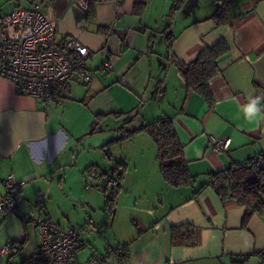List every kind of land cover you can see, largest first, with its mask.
<instances>
[{"label": "crops", "instance_id": "crops-1", "mask_svg": "<svg viewBox=\"0 0 264 264\" xmlns=\"http://www.w3.org/2000/svg\"><path fill=\"white\" fill-rule=\"evenodd\" d=\"M35 2H40L44 12L56 18V40L75 37L94 54L87 61L88 78L73 77L63 103L52 105L53 111L48 113L44 112L39 99L17 94L10 79L0 78V197L4 194L2 181L8 173L25 181L14 195L12 208L0 211V219L5 217L0 227V245L8 239L18 245L24 241L20 247L22 254L12 257L11 263L23 264L24 257L38 249V230L32 222L25 224L19 218L20 213L48 214L64 228L72 224L82 230L71 222L75 221L73 214L64 210L65 206L73 209L71 204L59 202L58 197L71 200L70 191L65 190L71 183H65L62 171L73 165L76 150L85 145L80 139L86 133L68 130L58 122L57 113L73 105L82 106L84 110V105L94 98L92 94L108 92L115 85L142 90L133 72L143 63L147 65L148 80L152 78L157 86L154 92L158 99V91H161L158 83L162 77L168 79L175 68L169 63L166 42V35L172 33L173 54L185 63L205 45H212L221 37L230 44V51L218 63L220 73L209 82L212 105L208 106L197 92L186 91L177 71L183 97L178 107L165 114L174 121L188 170L196 181L192 186L178 188L162 183L165 190L161 183H153L149 189L136 194L147 198L146 201L141 199L140 205L117 195L109 212L111 219H106L112 236L106 232L104 239L91 237V242L82 238L86 245L77 253V259L86 264L92 251L103 253L106 247L114 249L128 243V264H164L166 261L172 264H264V255H261L264 254V218L255 213L243 225L245 208L233 199L221 200L210 186L196 197L192 196L210 173L264 155V122L248 121L242 111L243 106L250 103V97H261V105H264V0H234L229 24L219 25L213 14L222 0H121L118 9L111 2L92 1L91 11L90 4L84 11L71 0H31L32 4ZM174 6L177 8L170 16ZM127 37L131 39L130 44H125ZM105 52L113 64V71L107 76L99 70ZM80 85L86 86L84 93L91 91L89 98L81 92ZM95 124L92 121L91 125ZM210 136L229 137L228 149L213 151ZM100 140L103 141V137ZM98 159H93L91 165L99 167ZM107 173L102 171L96 177L98 180L113 177ZM45 183L54 188L56 198H43ZM121 188L120 185L118 191ZM124 189L128 192L130 188L124 184ZM136 190L139 192L138 186ZM33 197L37 202L34 209L29 204ZM76 197L81 199L80 206L85 213L95 210L90 193ZM124 213L131 219L134 232L121 237L116 229ZM78 215L80 224L85 217ZM172 225L194 227L195 244L171 246ZM0 264H7L2 256ZM33 264L44 263L35 261ZM103 264L115 262L110 259Z\"/></svg>", "mask_w": 264, "mask_h": 264}, {"label": "rangeland", "instance_id": "rangeland-1", "mask_svg": "<svg viewBox=\"0 0 264 264\" xmlns=\"http://www.w3.org/2000/svg\"><path fill=\"white\" fill-rule=\"evenodd\" d=\"M31 4V0H0V15L7 13L14 6L25 8L30 7ZM43 10H45L44 6ZM156 36L160 37V34L157 33ZM146 67L147 65L143 63L138 70L132 71L135 74L136 83L142 87V90L136 87L139 90L136 91L133 89L135 87L128 85H115L108 92L96 91L95 94H92L94 98H91V101L84 105V110H82V106L73 105L63 113L59 112L56 115L58 122L69 128L68 130H71V132L77 134L86 133L80 139V142L85 141V145L80 146L76 150L75 160L73 161L74 166L71 164L62 171L65 183H71V187L68 186V189H65L70 191L71 196L69 198L71 200L58 197V201L71 204L73 209L65 206L64 210L69 212V215L73 214L75 221L71 220V222L80 226L82 229L81 237L88 242H91V237L104 239L106 232L107 235L112 236L113 234L109 228V222L106 224L107 217L108 221L111 219L109 212L106 210V202L107 198L112 196L113 190H111L112 188L105 191L100 190L97 187V183L103 182L98 180L96 174H100L105 170L108 172L107 174H113L112 178L117 179V182L121 183L122 187L116 193V196L120 194L125 201L129 200L131 204L136 203L137 205L141 204V199L146 201L147 198L136 194H141L144 190L149 189L153 183L167 185V182H165L159 172V162L153 139L145 131L134 132V130L144 123L156 120L163 114H169L180 105L183 97L181 89L182 78L178 76L177 67L174 66L175 68L168 79L162 77V81L160 84L158 83V89L160 88L161 91H158L159 97L156 99L157 93L154 90L157 89V86L154 85L152 78L150 81L148 80V69ZM101 73L106 76L111 75V73ZM80 87L82 93L87 89L83 85H80ZM143 88L144 90L146 89V92ZM90 92L84 93L87 98H89ZM85 103L87 102L85 101ZM53 107L50 108L51 111H53ZM111 110L119 113L112 114ZM92 121L97 124L92 126ZM102 137L103 141L100 140ZM95 158H99L96 161L99 167L91 165ZM97 163L94 162V164ZM121 172L123 174L120 179L119 175ZM124 184L127 188H130L129 190L127 189L128 192L124 189ZM163 184L162 187L165 190ZM137 186L140 193L136 190ZM57 191L61 193L58 188ZM42 193L45 199H48L49 196L53 199L56 198V191L51 188L49 183L44 184ZM89 193L93 198L95 210L85 213V209L80 206L81 199L76 196L81 194L87 196ZM61 195L64 196L62 193ZM40 196L42 197L39 194ZM35 200V197L30 199V208L34 209L37 207ZM50 204L52 205V203ZM79 213L85 217V221L80 224L78 223ZM97 217L98 221H96ZM54 218L57 217L55 216ZM116 230L121 237L133 234L131 219L127 213H124L122 218H120L119 226ZM113 239L115 240V237Z\"/></svg>", "mask_w": 264, "mask_h": 264}, {"label": "built area", "instance_id": "built-area-1", "mask_svg": "<svg viewBox=\"0 0 264 264\" xmlns=\"http://www.w3.org/2000/svg\"><path fill=\"white\" fill-rule=\"evenodd\" d=\"M92 1L111 2L116 9L121 0H71L84 11ZM56 18L44 12L40 3L30 7H14L9 13L0 17V78L10 79L15 92L19 95H29L39 99L44 105V112H50L54 104H61L63 97L69 92L73 77L86 80L89 76L87 61L94 51L82 44L75 37L61 40L55 38ZM113 26L110 28L112 31ZM127 37L125 44H130ZM99 70L105 73L113 71V64L107 52L101 61ZM211 149L215 152L226 151L230 138L209 137ZM260 157L251 158L245 165L259 161ZM98 188L105 191L111 187L114 191L118 186L117 179L105 177ZM4 194L0 197V211L11 209L16 191L25 184L8 173L2 181ZM19 218L25 224L32 222L38 230V249L25 256L23 264H33L42 261L44 264H81L77 253L82 245L81 232L72 224L62 227L48 214L34 215L31 211L20 213ZM22 254L20 246L12 239L0 245V256L6 259ZM86 264H102L101 256L91 252ZM116 264H128L118 261ZM164 264H172L166 261Z\"/></svg>", "mask_w": 264, "mask_h": 264}, {"label": "trees", "instance_id": "trees-1", "mask_svg": "<svg viewBox=\"0 0 264 264\" xmlns=\"http://www.w3.org/2000/svg\"><path fill=\"white\" fill-rule=\"evenodd\" d=\"M234 0H222L218 9L213 14L216 24H229L230 10ZM89 10L91 11V5ZM137 6V4L135 5ZM177 7H173L170 13L173 14ZM172 33L166 35L168 46V60L170 65H175L179 71L187 90L200 94L208 106L213 103L209 82L221 71L220 59L230 51V44L224 37L219 38L212 45H205L197 55L188 63L178 60L172 51ZM159 90H161L159 88ZM119 112H113L116 114ZM145 131L153 139L156 146L159 172L162 178L171 187L178 188L192 186L196 177L188 170L187 161L183 154L181 144L176 132L174 121L168 115H163L150 123H144L134 132ZM249 161V160H248ZM247 162V161H246ZM122 172L119 177L121 179ZM121 183H118L116 190L107 198L106 210L111 212L116 199V193ZM210 186L221 200L233 199L238 205L245 208L242 224L246 225L253 214L264 218V155L257 162L241 165L234 164L230 167L210 173L204 182L193 192L196 197L205 187ZM5 217L0 219V227ZM76 227V226H75ZM77 228V227H76ZM195 228L191 225H172L170 227V245L182 246L195 244ZM79 250L86 245L84 240ZM24 241L19 246L22 247ZM93 252V251H92ZM96 252V251H94ZM101 256L102 264L108 260L129 261L128 243L118 245L114 249L106 247ZM264 255V254H261Z\"/></svg>", "mask_w": 264, "mask_h": 264}, {"label": "clouds", "instance_id": "clouds-1", "mask_svg": "<svg viewBox=\"0 0 264 264\" xmlns=\"http://www.w3.org/2000/svg\"><path fill=\"white\" fill-rule=\"evenodd\" d=\"M250 103L243 106L242 111L248 121L264 122V105H261V97H250Z\"/></svg>", "mask_w": 264, "mask_h": 264}]
</instances>
